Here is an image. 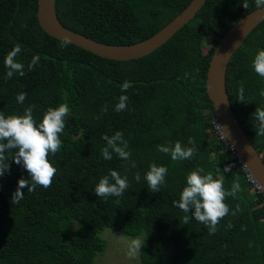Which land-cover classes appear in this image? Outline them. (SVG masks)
I'll use <instances>...</instances> for the list:
<instances>
[{"label": "trees", "instance_id": "1", "mask_svg": "<svg viewBox=\"0 0 264 264\" xmlns=\"http://www.w3.org/2000/svg\"><path fill=\"white\" fill-rule=\"evenodd\" d=\"M191 0H55L58 21L69 31L109 45H130L156 34ZM206 0L195 17L151 54L125 62L102 59L72 44L47 35L36 18L37 0H0V111L23 115L37 105L34 118L41 122L49 107L67 103L71 114L60 138L61 150L50 160L58 173L52 186L23 189L24 199L12 203L21 177L28 172L6 152L10 171L0 178V264H94L106 246L104 231L139 238L144 242L139 264H264V198L251 191L242 165L224 143L214 138L215 117L205 88L206 73L218 40L230 26L256 9L254 0ZM213 37L207 53L204 38ZM19 44L16 61L25 75L6 79V55ZM264 50V22L260 23L233 54L225 86L230 108L264 161V136L256 135L257 107H264V78L253 68ZM40 56L34 70L28 65ZM193 77L195 80L193 81ZM129 81L126 92L121 85ZM243 82L246 102L238 100ZM26 92L23 104L17 94ZM121 95L129 97L127 110L116 112ZM107 105V112L103 107ZM121 131L128 142L131 160L115 153L105 161L101 150L104 135ZM195 138L197 155L172 161L158 145L185 147ZM168 168L165 185L153 193L145 179L150 165ZM197 168L223 178L231 190L237 177L241 191L228 197L230 212L217 231L184 213L178 202L187 175ZM109 170L131 184L123 197L106 200L95 195V186ZM139 172L141 179H134ZM119 200V203L116 201ZM237 206L239 210L237 211ZM235 212V215H232ZM190 217L187 225L183 217ZM231 224L232 227L228 225ZM171 252L168 255L167 249Z\"/></svg>", "mask_w": 264, "mask_h": 264}, {"label": "clouds", "instance_id": "2", "mask_svg": "<svg viewBox=\"0 0 264 264\" xmlns=\"http://www.w3.org/2000/svg\"><path fill=\"white\" fill-rule=\"evenodd\" d=\"M258 10L264 11V0H254ZM243 7H249L248 0H244ZM72 42L71 37H65L61 40L59 47L65 48ZM21 52V46L17 44L10 51L4 60L5 67L8 69L6 79H12L14 74L19 73L21 77L25 75L24 64L17 62L16 57ZM40 56L36 55L32 58L28 65V70H34L39 63ZM253 68L255 72L264 78V50H259L253 60ZM195 77H193V81ZM132 87L131 82L125 81L121 85V91L126 92ZM260 96H264V90L259 92ZM27 93L21 92L17 94V102L23 104L26 100ZM129 97L121 95L119 102L115 106L116 112L127 110ZM238 100L246 102L244 97L243 82L239 88ZM37 105H29L24 109L23 115H8L0 111V178L4 177L10 171V163L6 152L16 150L11 161L22 166L27 172L30 179L21 177L18 181V187L12 195V203L18 204L24 199L23 189L27 188L28 192H35L37 186L48 189L52 186L53 181L58 173L57 167L50 160L54 157L62 147L61 134L66 127V117L71 114V109L67 103H62L56 108L49 107L43 115L42 121L37 122L34 118V109ZM108 106L102 109L107 112ZM256 135L264 136V107H257L255 113ZM103 139L107 146L101 150V156L105 161H110L115 153L120 159L129 161L131 167H137L135 161L131 160V152L128 150V142L124 139L121 131L115 132L111 137L104 135ZM188 144L191 147L183 146L179 141L174 146L158 145L157 150L161 153L171 156L172 161H184L193 159L198 152L195 144V138L190 137ZM231 165L225 167L224 172L231 171ZM203 168L192 170L186 177V186L180 194L178 202H174V206L178 207L184 213H192V217L196 221L204 224L210 234L217 231V225L220 220L227 216L230 212L229 205L226 203L228 197H236L241 191L239 177L233 183L231 190L224 187L223 178H214L211 172L204 173ZM168 168L165 166H157L156 163L150 165V170L146 173L145 179L148 189L156 193L160 191L161 186L166 183ZM137 183L140 182L141 176L137 172L134 176ZM131 186L127 175L121 176L115 170H109V175H105L99 180L95 186V195L99 198L107 199L109 197H123L126 190ZM119 203V200L116 201ZM239 207L237 206V211ZM232 212V215H235ZM190 217L185 215L183 222L185 225L189 223ZM232 227L231 224L228 225ZM144 242L140 238L131 239L128 243L127 255L129 258L137 257Z\"/></svg>", "mask_w": 264, "mask_h": 264}, {"label": "water", "instance_id": "3", "mask_svg": "<svg viewBox=\"0 0 264 264\" xmlns=\"http://www.w3.org/2000/svg\"><path fill=\"white\" fill-rule=\"evenodd\" d=\"M206 0H191L190 3L167 25L144 41L130 45H109L92 40L66 29L55 14V0H37L36 18L40 28L57 40L71 37L70 44L88 51L102 59L130 61L145 57L171 39L175 33L188 24L205 4ZM264 22V11L257 8L233 23L218 40L211 55L206 73L205 88L211 101L215 119L220 125L227 142L238 158L252 173L264 189V161L262 155L252 145L250 138L241 128L234 116L227 97L225 77L229 62L247 36Z\"/></svg>", "mask_w": 264, "mask_h": 264}, {"label": "rangeland", "instance_id": "4", "mask_svg": "<svg viewBox=\"0 0 264 264\" xmlns=\"http://www.w3.org/2000/svg\"><path fill=\"white\" fill-rule=\"evenodd\" d=\"M213 37L207 35L204 38V52L207 53L212 44ZM262 155V154H261ZM263 157V155H262ZM106 246L104 251L99 254L95 260L94 264H139V257L129 258L127 255L128 252V243L131 239L125 236H119L117 233H112L111 231H104L102 235ZM141 239V237H139ZM171 249H167V254L169 255Z\"/></svg>", "mask_w": 264, "mask_h": 264}, {"label": "built area", "instance_id": "5", "mask_svg": "<svg viewBox=\"0 0 264 264\" xmlns=\"http://www.w3.org/2000/svg\"><path fill=\"white\" fill-rule=\"evenodd\" d=\"M211 125H212L214 138L216 139V141L224 143L226 146V149L232 155H234L236 157V161L232 162L230 165L232 167H235L237 164H241L245 179L249 183V185L251 186V191L256 193V194H261L264 198V189L257 182V180L254 178L252 173L246 168V166L243 164V162L238 158L234 148L231 145H229V143L227 142V139H226L225 135L223 134L222 129H221L220 125L218 124L217 120L215 119V117L213 118Z\"/></svg>", "mask_w": 264, "mask_h": 264}]
</instances>
